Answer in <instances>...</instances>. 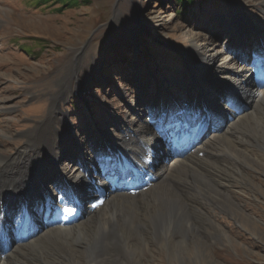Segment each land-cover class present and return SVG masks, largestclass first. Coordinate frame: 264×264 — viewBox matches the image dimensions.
<instances>
[{"label": "rangeland", "instance_id": "rangeland-1", "mask_svg": "<svg viewBox=\"0 0 264 264\" xmlns=\"http://www.w3.org/2000/svg\"><path fill=\"white\" fill-rule=\"evenodd\" d=\"M37 1L0 0V155L9 158L22 151L26 134L34 130V139L60 149L51 174L74 172L82 153L92 160L94 145L114 143L138 130L150 105L167 100L174 111L199 89L213 97L225 65L206 62L194 69V47L205 56L237 50L238 36L229 27L237 20L242 18L250 37L239 49L244 53L237 70L251 64L256 38L264 45V0H195L186 16L176 15L173 0H78L79 5L61 10L55 2ZM202 76H212L208 85L194 81ZM219 119V127L210 126L208 132L225 131L229 118ZM246 124L240 121L233 130L248 161L222 155L228 169L222 173L228 184V199H223L231 211L212 205L203 225L191 214L185 232L174 228L170 241L163 229L158 235L151 231L152 264H264V148L253 143ZM43 126L51 136L40 131ZM36 148L25 152L29 164L39 156ZM45 176L49 181L42 180L39 188L56 201L66 185ZM144 245L126 243L105 255L104 264H135ZM54 248V242L42 241L3 264H43L42 255Z\"/></svg>", "mask_w": 264, "mask_h": 264}, {"label": "bare ground", "instance_id": "bare-ground-1", "mask_svg": "<svg viewBox=\"0 0 264 264\" xmlns=\"http://www.w3.org/2000/svg\"><path fill=\"white\" fill-rule=\"evenodd\" d=\"M229 27L237 34V40L248 35L242 18ZM256 41L259 47L261 41L258 38ZM194 48L197 49L194 69L207 62L208 65L222 63L226 71L221 73L223 78L213 97H204L200 90L196 94L190 92L193 98H186L182 112L188 118L194 116L193 109L216 115L219 112L232 120L225 131L214 132L211 139L194 145L188 136V132L193 131L191 127L181 129L174 120L171 123V116L159 109L150 113L148 119L157 117L163 125L152 126L146 121L138 130L122 135L114 143L106 140L104 144L94 145L92 160L88 161L82 153L74 172L65 170L56 173L57 177L51 174L50 168L59 161L58 146L54 144L50 148L42 138L34 139L37 133L34 130L27 133L28 145L22 151L9 158L0 155V264L42 241L54 242L56 249L42 255L43 264H84L83 259L86 264H104L105 255L126 243L140 242L145 245L135 264H152L153 250L148 241L151 231L158 235L163 229L170 241L174 228L179 233L185 232L191 214L195 222L203 225L207 209L212 205H225L223 196L228 199L224 195L228 184L222 173L228 169L222 165V155L232 159L242 155L246 159L233 128L236 129L238 122L246 121L245 127L250 128L253 143L264 148V69L249 65L245 70H237L235 66L241 54L235 49L205 56L201 47ZM261 57L264 64V53ZM209 77L194 81L208 85L207 81L212 79ZM216 81L209 83L213 85ZM200 114L205 116L206 112ZM43 130L46 136H51L47 126L40 131ZM34 146L39 156L29 164L25 152ZM159 150L162 154H158ZM200 153L202 158H199ZM155 155L160 157L158 164H151ZM44 173L66 185L56 201L48 199L45 190L39 188L42 180L49 181ZM132 190L135 192L130 195ZM193 191L198 192V197ZM87 193L89 199L85 198ZM153 195L155 198L150 201ZM72 209L77 212L73 214ZM227 209L230 210L228 206ZM181 217L184 218L182 224V220L178 221ZM38 258L35 257V261ZM196 258L199 261V256ZM178 261L183 264L182 260Z\"/></svg>", "mask_w": 264, "mask_h": 264}, {"label": "trees", "instance_id": "trees-1", "mask_svg": "<svg viewBox=\"0 0 264 264\" xmlns=\"http://www.w3.org/2000/svg\"><path fill=\"white\" fill-rule=\"evenodd\" d=\"M194 1L195 0H173L174 6L176 7V15L186 16L187 14H190V9L194 5ZM54 2L60 5V10L63 8H71L79 5L78 0H39L36 4L44 5Z\"/></svg>", "mask_w": 264, "mask_h": 264}]
</instances>
